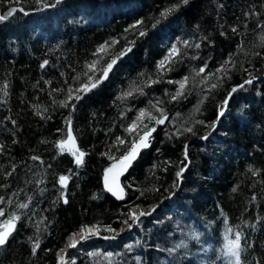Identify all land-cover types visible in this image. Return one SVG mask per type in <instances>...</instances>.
I'll list each match as a JSON object with an SVG mask.
<instances>
[{
    "label": "trees",
    "instance_id": "trees-1",
    "mask_svg": "<svg viewBox=\"0 0 264 264\" xmlns=\"http://www.w3.org/2000/svg\"><path fill=\"white\" fill-rule=\"evenodd\" d=\"M44 3L0 0V15L18 9L0 21V89L7 85L6 96L0 90V208L5 212L0 223L13 213L20 216L0 247V264H56L70 233L84 225H97L102 235L116 239L91 238L70 254L69 264H232L225 244L237 232L241 264H264V0ZM137 21L143 23L131 27ZM173 44L181 55L161 76L157 64ZM102 45L105 52L94 55ZM128 47L103 83L80 101H70L74 111L61 106L70 88L87 82L85 73L92 74L87 65L97 61L102 69ZM204 64L207 69L197 75ZM222 65L224 71L217 72ZM184 77L189 78L184 95L173 100L179 86L168 81ZM253 77L263 79L234 92L210 139L189 146L182 189L168 202L179 189L176 173L187 164L185 145L211 132L231 90ZM157 107L168 117L162 127L147 115L159 117ZM141 109L146 115L137 121ZM69 115L78 147L86 153L79 167L57 147L67 137ZM134 121L141 129L157 130L123 179L126 199L118 202L104 190L102 178L114 163L109 156L119 158L137 139L126 131ZM188 127L192 132L183 131ZM61 175L70 177L66 189L58 182ZM21 203L28 208H19ZM152 205L162 208L130 222L131 209ZM108 227L121 228L122 235ZM37 238L40 248L33 255Z\"/></svg>",
    "mask_w": 264,
    "mask_h": 264
},
{
    "label": "snow or ice",
    "instance_id": "snow-or-ice-1",
    "mask_svg": "<svg viewBox=\"0 0 264 264\" xmlns=\"http://www.w3.org/2000/svg\"><path fill=\"white\" fill-rule=\"evenodd\" d=\"M37 3H44V0H36ZM62 2V0H54V3L52 4H47L44 3L45 7H56L57 5H59ZM189 2V0H181L182 4H187ZM180 7V5H175L171 8H168L166 10H164L161 15L166 17L169 13L177 10ZM17 8H11L6 15H0V21H5L7 20L9 17L13 16L14 13L17 11ZM20 11H23V9H19ZM159 21H157L158 23ZM142 21H137V23L135 25H132L131 27L135 28L138 27L140 24H142ZM233 32L236 31L235 28L232 29ZM147 33L145 31H140L139 35L140 36H145ZM115 43V42H114ZM183 44L185 45V47H189V43L187 40L183 41ZM195 47L199 48L200 45L196 44L194 45ZM106 45H102L99 49H97V52L94 53V55H99L102 52H105L106 50ZM131 51V47L125 48L123 50H121L119 52L118 55H116L115 57L111 58L107 63L106 66H104L102 69H97V61H93L92 63H90L89 65H87L88 68V72L92 73L91 75H88V73H85V75L88 76L87 82L81 84L78 88H76L75 90L73 89H69V93H68V98L67 101L61 102V106L62 107H71V110L74 111L76 105L75 104H71L70 105V101L75 99L77 102L80 101L81 99H83V96L86 95L88 92H90L91 90L95 89L96 87H98L101 83H103L104 80H106L109 76V73L113 70L114 66L118 63L119 59H121L124 55L127 54V52ZM181 55L180 49L177 47L176 44L171 45V48L168 51V54L161 60L158 62L157 64V71L161 73V76L163 75L164 71H171V67L170 65L172 63L175 62V58L179 57ZM48 61H44L41 64V68H43L45 65H47ZM226 64L228 63L227 61L225 62ZM225 66H221V68L217 69V72H221L224 71ZM207 69V64H204L202 67H200L197 71V75H201L205 72V70ZM97 71H100L102 74L99 75L98 77L95 75V73ZM247 71V70H246ZM208 79V77H204V80L206 81ZM255 79L254 77L248 80L244 81V84H251L252 80ZM189 78L188 77H184L182 80L180 81H171L169 80L168 83H176L178 84V89L176 91L175 94L172 95V99L176 100L179 99L181 96L184 95V89L186 88V85L188 83ZM160 80H154V81H150L151 83H159ZM244 84L239 85L240 88L244 87ZM217 85L216 84H212L211 88H216ZM4 92V95H7V85L5 84L3 86V89H0ZM232 92H236L237 89L233 88L231 90ZM73 92H75V95H73ZM131 92L125 93V96L131 95ZM231 93H229V97L226 98L223 102V105L220 107V110L218 112L217 115V119L216 121L212 122V130L214 131L218 122H219V118L222 117L224 115V111L226 109L227 103H228V99L230 98ZM159 103V101L157 102ZM153 107H156V105H153ZM157 111L160 113L159 117H155V116H151L150 113H147L148 117L150 120L154 121L155 125H164L166 120L168 119L167 115L164 113V110L162 108L157 107ZM39 114V113H38ZM146 112L144 109H141L139 111V114L137 116V121H142V119L145 117ZM13 123H15L13 121ZM197 123L200 124H204V121H197ZM66 124L68 125V132H67V137L64 140H61L57 143V147L59 149V151L61 152V154H63L64 152H68L71 156L74 157V162L75 164L79 167V166H83L84 164V157L86 156V153L82 150L79 149V147L76 145V140L72 134L71 131V115H69V117L66 119ZM156 127H149L148 125H143V128L141 129L137 122L134 121L132 124H130L128 126V128L126 129L127 132L129 133H135V135L137 136V139L132 141V144L130 146V148L123 154L121 155L119 158H115V157H111L109 156L110 159H112L114 161V163L109 166L108 168L105 169L104 171V188L107 192H110L113 196H115L117 199H124L125 196V191H124V187H122L119 183V176L122 175L124 172H126L128 170V168L131 167L133 161L138 157L139 152L142 149L148 148L150 147L151 144V140H152V134L156 131ZM180 129H177V132H179ZM183 131L186 132H192V128L188 127L183 129ZM202 140H207L208 136H202L201 137ZM124 140L121 138H117V144L118 145H123L124 144ZM3 146H0V148H2ZM32 159H38V157H32ZM184 159L185 161L188 160V154H187V145H185V150H184ZM183 163V162H182ZM187 168V164L184 165V167H182L177 173H176V177L177 180L180 181L182 179L183 176V172L186 170ZM70 177L69 176H65V175H61L59 177V184L61 186L62 189H66L67 188V183L69 181ZM235 191V189H233ZM143 194V193H141ZM63 195V193H62ZM95 198V197H94ZM170 198V197H169ZM3 202V198H0V203ZM67 198H64V203H67ZM19 208L21 209H25L28 208V204L25 203H21L18 205ZM138 207V206H137ZM155 211V208L151 209L149 212L145 213L144 211H140L139 213L136 212L135 209H131L128 212V217L129 220H131L133 223H139L141 220V217L145 216V215H151L152 212ZM5 216V212L2 208H0V217ZM20 220V216L16 215V214H11L8 216V218L6 220H4L2 223H0V247H3L7 244L9 237L12 235V233L16 230V223ZM125 224L128 225L129 228L132 227V224H130L128 222V220L124 221ZM106 231L109 232H115V229H112L111 227L106 228ZM229 231H231L229 229ZM99 234V227L97 225H92V226H87L84 225L82 226L77 232L74 233H70V240L69 242L66 243V247L69 249H75L77 248V246L83 242L88 240L91 236H95ZM79 237V239H77L76 237ZM109 237H105V239H108ZM112 239H115V237H111ZM241 234L239 232H237L235 234V238L234 239H229L227 240V243L225 244V255L228 256L231 261L232 264H241V252H242V248H241ZM31 239V238H30ZM184 245L182 244H178L176 247H182ZM131 247V246H129ZM40 248V241L37 238L33 244H32V254L35 255L37 250ZM169 253H171L172 251H174V249H168ZM111 253H108V256H111ZM58 256V264H69V261L67 259L68 253H65L64 255H60V253H57Z\"/></svg>",
    "mask_w": 264,
    "mask_h": 264
},
{
    "label": "water",
    "instance_id": "water-1",
    "mask_svg": "<svg viewBox=\"0 0 264 264\" xmlns=\"http://www.w3.org/2000/svg\"><path fill=\"white\" fill-rule=\"evenodd\" d=\"M112 72V71H111ZM110 72V73H111ZM110 73H109V75H110ZM264 77V76H263ZM263 77L262 78H259V79H257V80H252V83L254 82V81H259V80H262L263 79ZM244 84V83H243ZM247 84H244V87L246 86ZM234 88H236V89H239L240 87H239V85L238 86H235ZM231 93V96H230V98L228 99V103H227V106H226V109H225V111H224V115L227 113V109H228V106H229V102H230V99H231V97H232V95L234 94V92H230ZM228 97H229V95H228ZM227 97V98H228ZM223 115V116H224ZM222 116V117H223ZM222 117H220L219 118V122L221 121V119H222ZM166 122H167V120H166ZM166 122H165V124H166ZM164 124V125H165ZM164 125H159V126H164ZM216 129V128H215ZM71 131H72V134H73V136H74V138H75V140H76V145L78 146V142H77V139H76V137H75V135H74V132H73V129H72V126H71ZM215 131V130H214ZM212 132H213V130L211 131V132H208L206 135L208 136V139L207 140H209L210 139V137H211V134H212ZM206 135H204V136H206ZM207 140H202L201 139V137H196L195 139H193V140H191L190 142H188L186 145H187V154H188V148H189V146L190 145H193V144H202V143H204L205 141H207ZM140 153H141V151L139 152V155H138V157L133 161V163H132V165H131V167L133 166V164L137 161V159L139 158V156H140ZM187 162V168H186V170L188 169V167H189V165H190V160H189V157H188V160L186 161ZM112 165V164H111ZM110 165V166H111ZM131 167L130 168H128V170L126 171V172H124L122 175H120L119 176V183H120V185L122 186V187H124L123 186V179L126 177V175L128 174V172L130 171V169H131ZM186 170L183 172V175H184V173L186 172ZM182 182H183V176H182V179L180 180V184H179V189H178V191L176 192V195H174L168 202H170V201H172L174 198H176V196H177V194L181 191V189H182ZM102 183H103V187H104V173H103V178H102ZM67 186H68V183H67ZM104 190H105V188H104ZM106 191V190H105ZM124 191H125V196H124V199H117L115 196H113L110 192H107L111 197H113L115 200H117L118 202H123L125 199H126V190L124 189ZM159 207V205H156V207H154L155 208V211L154 212H152V214L151 215H145V216H152L155 212H156V209ZM144 217V216H143ZM14 233V232H13ZM12 233V234H13ZM11 237V236H10ZM9 237V238H10ZM116 239V238H115ZM115 239H112V238H108V240H115ZM67 240H68V238L66 239V242H65V245H64V247L62 248V249H60V250H58V252L61 254V253H63L64 252V254L65 253H68V256H70V254L72 253V252H74L77 248H79L81 245H82V243L80 244V245H78L77 246V248H75V249H69V248H67L66 247V243H67ZM57 252V253H58ZM67 256V259L69 258ZM56 260H57V262H56V264H58V256H57V254H56ZM70 259V258H69Z\"/></svg>",
    "mask_w": 264,
    "mask_h": 264
},
{
    "label": "bare ground",
    "instance_id": "bare-ground-1",
    "mask_svg": "<svg viewBox=\"0 0 264 264\" xmlns=\"http://www.w3.org/2000/svg\"><path fill=\"white\" fill-rule=\"evenodd\" d=\"M152 144H150V146H151ZM149 148V147H148ZM154 207H156V205H152L151 207H137L135 210H136V212L137 213H139L140 211H144L145 213H147V212H149L151 209H153ZM144 217H146V216H144ZM142 218V217H141ZM116 233H117V235L118 236H120V235H122V229L120 228V229H118V230H116ZM99 234H101L100 232H99ZM77 239H79V237L77 236L76 237ZM69 240H70V236L68 237V240H67V242H69ZM60 255H64V252L63 253H61Z\"/></svg>",
    "mask_w": 264,
    "mask_h": 264
},
{
    "label": "rangeland",
    "instance_id": "rangeland-1",
    "mask_svg": "<svg viewBox=\"0 0 264 264\" xmlns=\"http://www.w3.org/2000/svg\"><path fill=\"white\" fill-rule=\"evenodd\" d=\"M251 74H255V72H253V73H251ZM228 110H229V108H228ZM211 125H212V124H211ZM162 203H164V202H162ZM159 204H160V203H159ZM159 207H161V206H159ZM161 208H162V207H161ZM141 219H142V218H141ZM130 222H131V220H130ZM79 249H80V247H79L77 250L79 251ZM79 252H80V251H79ZM68 257H69V256H68ZM69 258H70V257H69ZM69 258H68V261L70 260ZM69 262H70V261H69Z\"/></svg>",
    "mask_w": 264,
    "mask_h": 264
},
{
    "label": "built area",
    "instance_id": "built-area-1",
    "mask_svg": "<svg viewBox=\"0 0 264 264\" xmlns=\"http://www.w3.org/2000/svg\"><path fill=\"white\" fill-rule=\"evenodd\" d=\"M153 140H154V138H153V136H152L151 144H152Z\"/></svg>",
    "mask_w": 264,
    "mask_h": 264
}]
</instances>
